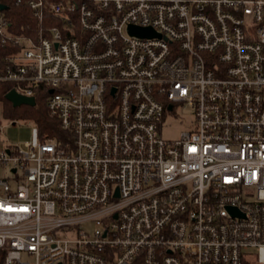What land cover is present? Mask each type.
<instances>
[{
	"label": "built area",
	"instance_id": "2783aa9c",
	"mask_svg": "<svg viewBox=\"0 0 264 264\" xmlns=\"http://www.w3.org/2000/svg\"><path fill=\"white\" fill-rule=\"evenodd\" d=\"M25 3L0 80L61 135L0 147L2 264H264V0Z\"/></svg>",
	"mask_w": 264,
	"mask_h": 264
},
{
	"label": "trees",
	"instance_id": "16d2710c",
	"mask_svg": "<svg viewBox=\"0 0 264 264\" xmlns=\"http://www.w3.org/2000/svg\"><path fill=\"white\" fill-rule=\"evenodd\" d=\"M59 1V0H49ZM0 3L6 5L2 9V14L9 21V29L14 33H32L37 25V22L31 14L30 8L21 0L19 4H15V0H0ZM51 22V21H50ZM53 23V22H51ZM9 52L7 48L0 47V70L4 66L3 58ZM12 86V83L7 80H0V105L3 109L4 115L7 118L14 120L17 116V107H13L11 103L5 98V93ZM24 113L22 116L33 120L37 126L38 136L43 139L47 137L60 139L61 129L58 120L51 115L45 105V93L38 91L35 94V105L22 104ZM0 264H2V255L0 254ZM244 264H251L244 261Z\"/></svg>",
	"mask_w": 264,
	"mask_h": 264
},
{
	"label": "rangeland",
	"instance_id": "374dc122",
	"mask_svg": "<svg viewBox=\"0 0 264 264\" xmlns=\"http://www.w3.org/2000/svg\"><path fill=\"white\" fill-rule=\"evenodd\" d=\"M17 116L14 120L5 117L3 109L0 105V147L4 145H13L29 140L32 134V127H37L33 120L22 116L24 113L23 107L17 106ZM193 118L188 108L181 104H175L173 111H165L163 120L160 126L159 135L166 140H174L179 137L183 130L191 129ZM12 121H15L12 124ZM3 173L2 171H0ZM94 223L87 221L82 225L86 231H91L94 228ZM247 254H252L253 249L245 250Z\"/></svg>",
	"mask_w": 264,
	"mask_h": 264
},
{
	"label": "water",
	"instance_id": "95a60500",
	"mask_svg": "<svg viewBox=\"0 0 264 264\" xmlns=\"http://www.w3.org/2000/svg\"><path fill=\"white\" fill-rule=\"evenodd\" d=\"M6 5L0 3V10L5 9ZM128 29L130 33L138 36H154L155 32L149 27H137L129 25ZM158 35V34H157ZM5 98L11 103L13 107L20 106L22 104L33 106L35 105L34 96H27L17 92L14 88H10L5 93ZM170 108V105L168 106ZM229 210L231 213H235V208L230 207Z\"/></svg>",
	"mask_w": 264,
	"mask_h": 264
}]
</instances>
